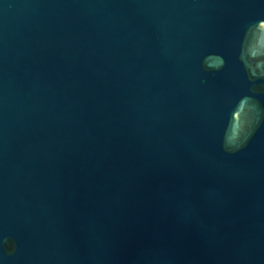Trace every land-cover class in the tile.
Wrapping results in <instances>:
<instances>
[{"label": "water", "instance_id": "water-1", "mask_svg": "<svg viewBox=\"0 0 264 264\" xmlns=\"http://www.w3.org/2000/svg\"><path fill=\"white\" fill-rule=\"evenodd\" d=\"M0 264H264V0H0Z\"/></svg>", "mask_w": 264, "mask_h": 264}]
</instances>
